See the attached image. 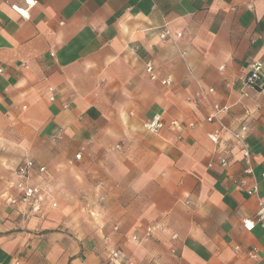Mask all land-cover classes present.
<instances>
[{
    "label": "crops",
    "instance_id": "crops-1",
    "mask_svg": "<svg viewBox=\"0 0 264 264\" xmlns=\"http://www.w3.org/2000/svg\"><path fill=\"white\" fill-rule=\"evenodd\" d=\"M34 1L0 0V264H264V226H243L264 201V93L241 94L264 0ZM210 102L247 126L252 174L229 131L210 140ZM20 181L57 207L12 203Z\"/></svg>",
    "mask_w": 264,
    "mask_h": 264
},
{
    "label": "built area",
    "instance_id": "built-area-1",
    "mask_svg": "<svg viewBox=\"0 0 264 264\" xmlns=\"http://www.w3.org/2000/svg\"><path fill=\"white\" fill-rule=\"evenodd\" d=\"M27 3V0H26ZM35 3V1H34ZM33 3V4H34ZM28 4V3H27ZM33 4H28V7L32 6ZM14 8L19 14L24 17H29L28 8H21L16 5H14ZM18 9H23V11H26L28 13V16L25 17L21 11H18ZM178 35H181L180 33ZM161 39H168L171 38L172 34L168 25V22L164 24L162 27V30L159 34ZM146 73L149 75V77L152 80H158V76L155 72V66L152 61L146 62ZM163 85L169 86L173 83V77L172 75H168L165 78L160 80ZM252 91H256L259 93H264V63L262 60L254 61L250 64L249 71L244 77L243 81V87L241 89V94L245 97L249 96ZM214 89L209 88L208 92L205 94L206 96L209 93H213ZM210 111L207 116V121L209 122H218L219 126L209 134L210 140L214 144H219L221 141L222 133L224 131H229L231 135V139L234 142L236 146H238L242 153L243 157L247 163V168H245L244 172L246 174H252L253 168H252V153L250 151L249 144L247 142V134H248V128L247 126L243 125L238 130H229L228 127L219 119V115L229 109V106H221L218 103H209ZM168 124L176 129L182 128V122L177 119H172L168 122ZM193 125V124H190ZM143 127L146 131L150 133H158L165 127V121L161 114H155L153 115L148 121H146L143 124ZM82 153L79 152L76 154V159H81ZM228 164L227 159H221V165L226 166ZM35 166V163L33 160H30L26 163V165L20 169V173L23 175H27L28 170L33 168ZM39 171L41 173L45 172V167L42 166L39 168ZM17 189L20 192L19 197H10L9 200L16 204H22L25 206H28L31 208L34 212L41 211L44 206L48 203L51 207H57V202L53 199L50 201L45 196V192L41 188V186L38 185H31L27 181H20L17 183ZM258 190L257 185H255L252 189H250L248 192L250 194L256 193ZM256 221H258L262 226H264V201L262 199H259L258 201V209L256 212V220L252 218H245L243 220V226L247 230H252L255 225ZM158 229L157 226H151L147 228L146 236H150L154 233V231ZM176 235H173V238H176ZM133 239L136 242H140V239L135 235ZM249 255L251 257H257V249L253 247L251 250H249ZM113 258H118L120 256L119 251H114L112 253Z\"/></svg>",
    "mask_w": 264,
    "mask_h": 264
},
{
    "label": "rangeland",
    "instance_id": "rangeland-1",
    "mask_svg": "<svg viewBox=\"0 0 264 264\" xmlns=\"http://www.w3.org/2000/svg\"><path fill=\"white\" fill-rule=\"evenodd\" d=\"M65 176H66V174H65ZM65 181H66L65 184H66L67 188L70 190V195H71L70 199H71V201H73L74 182H73L71 176H70V178L65 177Z\"/></svg>",
    "mask_w": 264,
    "mask_h": 264
},
{
    "label": "snow or ice",
    "instance_id": "snow-or-ice-1",
    "mask_svg": "<svg viewBox=\"0 0 264 264\" xmlns=\"http://www.w3.org/2000/svg\"><path fill=\"white\" fill-rule=\"evenodd\" d=\"M27 3L28 4H33L34 3V0H27ZM18 11H21L22 14L27 17L28 16V13L26 11H23V9H18Z\"/></svg>",
    "mask_w": 264,
    "mask_h": 264
}]
</instances>
